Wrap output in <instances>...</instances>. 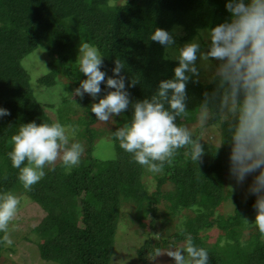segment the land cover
Returning a JSON list of instances; mask_svg holds the SVG:
<instances>
[{
	"label": "trees",
	"instance_id": "1",
	"mask_svg": "<svg viewBox=\"0 0 264 264\" xmlns=\"http://www.w3.org/2000/svg\"><path fill=\"white\" fill-rule=\"evenodd\" d=\"M109 2L0 0V108L10 113L0 117V192L25 195L46 211L33 230L35 236L45 237L38 246L39 258L57 264H110L119 219L117 206L123 199L131 198L136 202L137 214L143 217L140 206L145 203L151 216L145 219L149 230L143 235V244L135 249L136 262L132 264H150L156 248L178 247L184 240L181 227L192 235L197 247L208 251L209 264H264V238L257 228L244 222L255 220L256 197L249 193L245 182L238 184L234 179L232 187L224 184L230 175L231 144L227 126L218 118H210L207 124L200 123L190 131L193 139L201 140L203 145L202 163L197 165L185 157L188 149H180L161 174L135 163L113 135L131 119V103L150 98L161 80L173 78V69L178 66L177 61L164 58L167 53L163 46L149 39L152 31L161 28L170 32L174 25H179L186 38L198 29L214 27L229 18L227 0H125L118 5ZM83 42L97 47L104 57L101 70L106 79L113 76L116 59L125 63L122 75L126 77L131 103L120 119L113 116L112 129H104L114 153L107 160L91 153L95 138L101 135L95 129L98 120L91 112V104L114 89L102 83L96 101L87 93L83 98L76 95L71 99L80 81L87 78L76 63L78 46ZM38 46L45 47L48 72L40 75L36 83L53 86L60 77L68 86L65 101L71 97L74 108L82 112L76 124L83 131L88 161L84 164L82 157L79 165L68 172L61 168L47 170L31 191H25L7 152L11 150L10 137L21 124L52 123L44 111L48 104L35 101L29 76L21 64ZM131 80L138 83L130 86ZM215 88L214 82L190 81L186 86L188 112L199 113L204 93H212ZM176 122L183 126L179 117ZM203 128L217 130L218 141L203 140ZM148 175L152 176V192L144 184ZM165 184L170 187L162 198L160 188ZM244 193L247 197L242 199ZM162 203L164 213L160 212ZM221 204L230 205L229 212L222 214ZM174 219L179 221L170 226ZM213 229L214 242L208 243V232Z\"/></svg>",
	"mask_w": 264,
	"mask_h": 264
},
{
	"label": "clouds",
	"instance_id": "2",
	"mask_svg": "<svg viewBox=\"0 0 264 264\" xmlns=\"http://www.w3.org/2000/svg\"><path fill=\"white\" fill-rule=\"evenodd\" d=\"M225 7L229 18L201 34L206 44L203 48L199 38L176 46L173 33L161 28L152 31L149 39L163 46L165 53L171 50L172 55L164 58L177 61L178 66L173 69V78L161 80L150 98L134 103L122 75L125 63L116 59L113 76L106 79L101 70L104 57L99 49L88 42L80 43L76 63L87 78L80 81L75 95L83 98L87 93L96 101L102 83L114 89L91 104V112L104 123L120 116L131 103V119L114 131V138L135 163L161 174L180 149H188L184 153L186 158L197 165L202 163L201 140L193 139L189 129L176 121L188 115L186 86L190 81L199 82L197 61L205 68L212 67L211 61L218 62L210 81L216 83V88L212 93H204L199 120L205 125L210 118H218L227 126L231 144L229 173L238 184L254 174L248 191L256 197L255 220L244 222L257 228L264 238V0H227ZM137 83L131 80L130 86ZM7 115L8 110L0 108V117ZM76 132L77 126L58 121L20 125L10 137L7 156L12 167L18 169V180L25 191H31L46 175V167L54 170L57 161L68 170L79 165L85 149L76 141ZM20 204V197L12 191L0 192V233H4L2 243L6 247L13 243L9 226ZM179 231L183 242L165 251L156 248L155 257L166 254L175 264H209L208 251L197 247L186 229L181 227ZM241 246H245L243 242Z\"/></svg>",
	"mask_w": 264,
	"mask_h": 264
},
{
	"label": "rangeland",
	"instance_id": "3",
	"mask_svg": "<svg viewBox=\"0 0 264 264\" xmlns=\"http://www.w3.org/2000/svg\"><path fill=\"white\" fill-rule=\"evenodd\" d=\"M124 1L125 0H110L109 4L118 5ZM170 30V32L174 35L176 46L183 45L185 42H188L193 38H199L201 45H204V47H206L205 41L203 40V37L201 35L206 29H198L192 36H187L186 38H183L185 35V31L180 28L179 25H174ZM43 48L42 46H38L29 56L21 61V64L23 65L24 69H26L29 76V83L33 91V97L35 101L40 104H48L46 107H44V111H46L47 115H49V118L52 122L68 121L69 123L63 125L77 126L75 139L76 141H81L85 149V140L82 138L83 131L80 126L76 124L77 118L80 117V114H82V112L80 111V109L74 108L75 103L70 102L71 97L68 98L67 101H65V96L69 93L68 86L65 85L64 81L59 80L60 77L56 79V83L53 86H38V84L36 83V79L40 75L46 74L48 72V68L46 66L47 58L45 56V50ZM167 55L170 57L172 55V51L170 50V54L169 52H167ZM210 63L212 64V67L205 68L202 66L201 61H197V67L200 68L199 81L202 83H209L211 81L212 72L214 71L215 65L218 62L211 61ZM71 96V99L76 97L75 91ZM198 118L199 113L189 111L188 115L186 117L180 118V120L183 122V126L187 127L189 131H193L200 124V120H197ZM111 120L113 119L111 118L107 123L97 121V123L95 124L96 131H101V135L98 138H95L91 153L94 157L102 160H107L114 157V153L111 148V141L108 137L109 134L107 131H104V129L110 130L113 128ZM218 135V131L213 128H203L201 137L203 140L216 143L218 141ZM82 157L83 163L86 164L88 161L86 154L83 153ZM55 168H61L64 172L69 171L64 166H62L59 161H57ZM47 170H49L48 167L44 169V171ZM253 175H249L246 177L244 181L246 183V188H249V186L251 185L250 182H252L253 180ZM151 179L152 176H149V178L144 180V184L146 185L145 187L147 188L148 192H152L154 189L153 181ZM233 181L234 178L229 175L225 178L224 184L228 187H232ZM169 187L170 185L165 184L160 188V195L162 198H164L163 195L166 196L165 192L169 189ZM242 195V199H245L247 197L246 193ZM19 197L21 199V204L19 206L18 214L9 226V236L13 241L11 246L6 247L2 243L4 233H0V242L2 244L0 264L8 261H12L15 264H57L39 258L38 246L43 242L45 237L43 235L35 236V234L33 233L35 226L40 223V220L44 217L46 211L41 206L39 207L36 203L27 198L25 195H19ZM80 198L81 194L78 195V199ZM142 205L143 207L140 205L139 206L141 212H143V217L140 216V214L136 213V202L131 198H127L126 200L123 199L117 206L119 219L117 222L116 231L114 233V257H112L110 264H132L133 262H136L134 251L143 244V235L149 230L146 226L145 219H149L151 217L150 214L148 215L150 209L145 203ZM219 210L222 212V214H226L230 210V205L228 206L226 204H221ZM165 211L166 210L164 208V203L160 204V212L164 213ZM177 221H179V219H174L171 222L170 226L173 222L177 224ZM157 222L158 221L156 220L155 224H157ZM215 233L216 230L214 229L208 232V237H210L207 241L208 243L214 242L216 236ZM152 236L154 238V233ZM155 237H157V234L155 235ZM4 254L6 256H4ZM150 264H175V260L167 256L166 254L158 257H155L154 255L150 260Z\"/></svg>",
	"mask_w": 264,
	"mask_h": 264
}]
</instances>
